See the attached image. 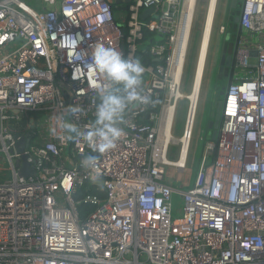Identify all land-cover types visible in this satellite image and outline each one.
Here are the masks:
<instances>
[{"label":"built area","instance_id":"1","mask_svg":"<svg viewBox=\"0 0 264 264\" xmlns=\"http://www.w3.org/2000/svg\"><path fill=\"white\" fill-rule=\"evenodd\" d=\"M29 1L0 0V264H264V0L243 2L236 66L249 70L228 86L216 139L205 141L183 192L164 179L166 168L181 172L188 159L169 164L170 147L179 156L186 141L189 154L192 140L182 82L198 0H130L116 16L114 0ZM96 44L141 61L148 101L128 106L123 135L105 153L50 131L51 118L69 106L80 109L69 116L80 130L94 122L107 83L90 66ZM181 100L186 115L175 138ZM88 155L98 157L95 182L81 167ZM87 182L103 198L85 196L95 209L81 220L74 195Z\"/></svg>","mask_w":264,"mask_h":264},{"label":"rangeland","instance_id":"2","mask_svg":"<svg viewBox=\"0 0 264 264\" xmlns=\"http://www.w3.org/2000/svg\"><path fill=\"white\" fill-rule=\"evenodd\" d=\"M39 0H31L28 2L30 6H35ZM57 2V1H56ZM230 0H218L217 6L215 9L214 17L211 16V22L208 32V37L206 40V45L202 55V63L199 68V57L202 49V39H203V27L205 25V20L207 21L206 12H207V3L208 0H198L196 10L193 18V25L190 35L189 50L186 56L185 68L183 73V82H182V91L184 94L190 92L191 85L194 84V76L198 74L196 79V92L199 86V79L204 69L202 82H201V95L199 98L198 106L196 107L195 117L193 122V134L192 140L190 143L188 159L186 163V168L183 172H179L181 175L177 174V171L174 168L165 169V179L164 182L167 185L172 186L173 188L179 191H185L186 187L192 183L193 176L198 170L199 164H202V156L204 154V143L206 139L210 137V132H208L207 127L209 119L215 112L216 105L218 101L221 100L219 97L220 88H223L226 84L225 79L218 81L216 78V54L219 47L225 42L227 35L225 32H221V28L226 27V33L228 32V26L224 25L223 17L224 13H227L228 19L237 15L236 11L229 10ZM56 4H54L55 6ZM51 8L50 6H47ZM214 18V19H213ZM229 38V37H228ZM229 39H227L228 42ZM249 64L255 62L254 57L247 58ZM249 69H237L236 73L243 74V77L246 76ZM246 73H245V72ZM238 75L234 74L233 78ZM230 76H228L229 78ZM193 79V81H192ZM187 102L181 100L178 103V109L175 116V123L173 128V136L178 138L182 134L184 127L185 115H186ZM31 117H38L39 115L29 114ZM203 151V153H202ZM202 153V155H201ZM178 156V146L172 145L170 148L169 159L175 161ZM196 177V176H195ZM195 179V178H194ZM176 206L178 207L180 201V195L176 197Z\"/></svg>","mask_w":264,"mask_h":264},{"label":"clouds","instance_id":"3","mask_svg":"<svg viewBox=\"0 0 264 264\" xmlns=\"http://www.w3.org/2000/svg\"><path fill=\"white\" fill-rule=\"evenodd\" d=\"M90 66L104 74L107 80L97 93L99 102L95 108L94 122L85 130H80L69 119L70 114L74 115L80 109L69 106L51 118L50 131L68 141L83 140L93 151L105 153L114 149L123 135L118 125L128 106L148 102L141 89L145 69L139 59H126L114 48L103 44H96L92 48ZM97 159V156L88 155L81 161V167L90 173L92 182L99 178Z\"/></svg>","mask_w":264,"mask_h":264},{"label":"water","instance_id":"4","mask_svg":"<svg viewBox=\"0 0 264 264\" xmlns=\"http://www.w3.org/2000/svg\"><path fill=\"white\" fill-rule=\"evenodd\" d=\"M244 0H230V10L232 11H238L237 15L233 17L232 19V24L234 26H236V33L234 35V39H235V46H238L240 41H241V29H240V25H239V14H240V10L242 8ZM130 3V0H114L113 6L115 8L116 11H123L125 12L127 10L126 6ZM153 12V9H148L145 10L143 12H141L139 18L141 20H145L146 17L148 15H150ZM229 37V38H228ZM231 35L228 33L227 39L230 40ZM218 53H220L219 51H217V58H218ZM216 58V60H217ZM227 59V63L226 65H224V60ZM229 57L226 58V55H224L222 57L221 60V68L225 67H229V63H228ZM216 64V62H215ZM221 68L219 69V75L217 77L218 81H221L223 79H225V77L228 79L226 80V84L223 88H220V92H219V97L221 98V100L217 103L215 112L213 114V116L209 119V123H208V130L210 131V140L211 141H215L216 139V135H217V130L221 121V117H222V110H223V104H224V100H225V95H226V91L228 89L229 83H230V78H228V76H223L222 75V70ZM235 69L234 67H230V72L229 74H231ZM145 118H147V116H145ZM29 138L28 139H23L21 140V142L17 143V150L19 153H23V148H24V144L28 143ZM20 161L23 165V167L21 168V175L24 177H28L30 175L33 174V171H29L27 169L28 164L26 163V156L22 155L20 158Z\"/></svg>","mask_w":264,"mask_h":264},{"label":"bare ground","instance_id":"5","mask_svg":"<svg viewBox=\"0 0 264 264\" xmlns=\"http://www.w3.org/2000/svg\"><path fill=\"white\" fill-rule=\"evenodd\" d=\"M217 1L218 0H208V3H207V8H206L207 9V12H206L207 21L205 20V25L203 27V39H202V49L200 52L201 55L199 57V62H200L199 68H200L201 63H202V55H203L204 48L206 45L208 32L209 33L211 32V28L209 30V26H210V22H211V16L214 17V14H215ZM192 6H193V3L191 4L190 11L187 15V28L190 27V26H188V22L191 19V8H192ZM185 47H186V43L184 42V38H182V40L179 44V47H178V50H179L178 51V57H179L180 63L183 61ZM203 72H204V69L202 70V73L200 75L199 86H198L199 88H198L197 92H195V90L191 89L189 94H186L187 99L191 101V106H190L189 113H188V125H187V131H186L187 135L191 132L192 124L194 122L196 107L198 106L199 98L201 95V82H202ZM193 77H194V81L196 82V75L194 76V74H193ZM192 81H193V79H192ZM171 115H172V111L170 108L166 112V123H167V126L165 127V134H166L165 138H166V140H168V138H170V134H167V130H168L169 122L171 120ZM173 144H176V140L173 141ZM187 155H188V149H187V142L185 141L184 146L182 147V149L179 152L178 159H176L175 161L167 160V162L171 165L182 167L184 165V162H185ZM179 158H180V160H179Z\"/></svg>","mask_w":264,"mask_h":264},{"label":"trees","instance_id":"6","mask_svg":"<svg viewBox=\"0 0 264 264\" xmlns=\"http://www.w3.org/2000/svg\"><path fill=\"white\" fill-rule=\"evenodd\" d=\"M229 10H230V7H229ZM117 11L115 10V8L113 9V14L114 16L117 15L116 13ZM232 19L233 17L229 18V28H228V32L229 34H231V36H234L235 33H236V26H234L232 24ZM226 29H225V35L228 34L226 33ZM209 139V138H208ZM206 139V140H208ZM204 149V148H203ZM203 153V151H202ZM201 153V155H202ZM214 159V154H212L210 157H208V162L212 161ZM99 195L101 198H103V194L102 193H98L95 189V185L93 183H90V182H87L86 184H84L81 188H79L76 192V194L74 195V201L75 203H78L77 204V210L79 212V215H80V219L83 220L86 218V216H88L90 213H92L95 209L94 206H91L89 204H83L81 202V200L83 198H85V196L87 195Z\"/></svg>","mask_w":264,"mask_h":264},{"label":"flooded vegetation","instance_id":"7","mask_svg":"<svg viewBox=\"0 0 264 264\" xmlns=\"http://www.w3.org/2000/svg\"><path fill=\"white\" fill-rule=\"evenodd\" d=\"M229 6H230V3H229ZM236 12L238 13V11H236ZM239 50H240L239 45L238 46H235V40H228V42L225 40V42L219 47V50L218 51L220 53H218V58L216 60V71H215L216 78L219 75V69L221 68V65L220 64H221L222 57L224 55H226V58L229 57V60H228L229 67H225L224 66L223 68H221L222 75L223 76H228L229 75V72H230V67H234L235 66V63H236V59H237V55H238ZM223 62H224V65H226L227 59H225Z\"/></svg>","mask_w":264,"mask_h":264},{"label":"crops","instance_id":"8","mask_svg":"<svg viewBox=\"0 0 264 264\" xmlns=\"http://www.w3.org/2000/svg\"><path fill=\"white\" fill-rule=\"evenodd\" d=\"M223 19V21H224V25H227L228 26V28H229V19H228V17H227V13L225 12L224 13V17L222 18ZM224 27V26H223ZM225 29H226V27H224ZM231 35V34H230ZM241 38H242V34H241ZM230 40H235L234 39V36H231L230 37ZM239 47H240V49H242L243 50V48H242V46L240 45V43H239ZM251 47H249V49H250ZM218 51V50H217ZM217 55V54H216ZM252 57V56H251ZM216 58H217V56H216ZM200 63V62H199ZM237 69H239L237 66H235V69H234V71L231 73V74H229L228 76H230L231 78V80H234L235 78H241V77H243V74H240V73H236L235 72V70H237ZM244 70H246V69H244ZM245 72V71H244ZM246 73V72H245ZM234 74H238V75H236L234 78H233V75ZM197 77H198V74L196 75V79H197ZM193 79H194V77H193ZM191 89H193V90H195V92H196V82H194V84H192L191 85V88H190V91H191ZM189 94V93H188ZM213 116V115H212ZM207 130H208V128H207ZM173 132V131H172ZM208 132H210L209 130H208ZM174 137V136H173ZM179 138V137H178ZM209 139H210V137H209ZM171 148V147H170ZM169 153H170V149H169ZM168 156H169V154H168ZM178 157V156H177ZM177 159V158H176ZM199 166H200V164H199ZM186 168V167H185ZM198 169H199V167H198ZM198 171V170H197ZM181 172H183V171H181ZM177 174L180 176L181 174L179 173V172H177ZM196 174H197V172L195 173V175L193 176V181H192V183H190L187 187H186V189L187 188H190L192 185H193V183H194V178H195V176H196Z\"/></svg>","mask_w":264,"mask_h":264}]
</instances>
